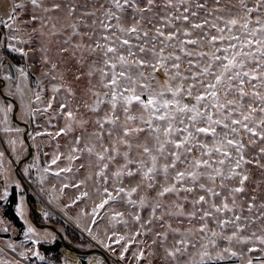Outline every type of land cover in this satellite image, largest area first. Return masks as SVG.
<instances>
[{"label": "snow or ice", "instance_id": "snow-or-ice-1", "mask_svg": "<svg viewBox=\"0 0 264 264\" xmlns=\"http://www.w3.org/2000/svg\"><path fill=\"white\" fill-rule=\"evenodd\" d=\"M29 3L31 15L20 20L25 29L39 23L40 28H33L34 32L39 30L44 35L42 30L48 28L50 35L64 36L58 51L60 62L43 58V63L48 65L43 75L55 83L51 84L47 105L37 107L34 112L54 118L59 113L64 127L55 136H68L80 130L67 155L53 153L50 164L40 169L39 183L43 185L45 174L50 172L57 177L73 173V163L85 154L95 157L75 169L79 172L86 167L85 179L66 182L59 192L77 191L70 198L71 205L66 207L92 200L86 185L93 181L98 202L92 201L90 211L81 210L82 215L90 217L91 225L98 226L97 217L103 220L107 216L113 229L118 224L127 227L125 213L115 210L122 202L139 210L146 207L150 210L147 221H142L139 211L132 214L139 228L131 236L120 235L115 230L111 235L105 232L109 241L115 237L114 243L121 245L122 261L136 237L149 234L153 237L152 245L159 242L163 249L166 264H219L238 256L229 247L213 252L221 238L229 245L234 241L253 242V238L264 245V234L253 231L251 236L243 235L257 223L264 233V194L258 199L256 191L250 193L246 187L250 180L248 165L264 170L261 162L264 146L257 149L256 156L245 155L249 147L264 144V0H256L251 6L247 0H238L235 14L232 8L236 5L226 11L219 6L221 0H215L217 7H209L207 0L203 3L200 0H104L99 7L96 0L91 7L76 0H53L50 6H45L43 0H29ZM24 8L23 3L14 4L8 17L0 19V25L10 30L7 39L16 42H9L7 49L27 57L24 48L17 46L31 43L30 38L23 40L17 35L21 31L17 9L22 12ZM161 8L165 10L163 15ZM37 9L44 15H36ZM209 16L213 18L209 20ZM177 22L188 24V28H177ZM166 28L169 31L165 32ZM189 29L199 30L200 35L193 37ZM182 57L186 69L181 67ZM61 63L70 66L61 70ZM161 69L166 76L164 81L156 75ZM16 71L26 86L28 73L24 67ZM69 73L75 82L87 80L84 91L90 102L82 100L72 106L70 101L76 98V89L66 78ZM12 78L11 74L4 77ZM41 85L38 79L36 87ZM17 91L22 90L18 87ZM35 97L40 102L42 92H35ZM53 104L57 107L50 111ZM81 107L85 113L80 112ZM12 111L11 104L0 101L3 132L19 134L23 130L11 126ZM87 113L94 119H85ZM8 144L15 152L17 140L10 138ZM62 156L68 161L65 167L58 165ZM5 160V152L0 151V168ZM7 162L11 164L10 160ZM52 165L57 167L52 169ZM34 167L33 163L24 168L25 175ZM126 179L136 182L126 187ZM7 181L5 176L0 203L8 202L13 194ZM15 187H20L18 182ZM52 191L56 192L55 187ZM149 192H154L151 199ZM137 193L143 194L133 199ZM23 206L21 195L17 204L21 217ZM209 220L219 231L209 226ZM185 223L187 227L179 226ZM229 227L233 229L231 234H227ZM84 230L103 247L116 251L112 243L99 239L91 227ZM24 236L26 239L35 236L32 240L35 245L54 242L47 236L40 238L31 225ZM139 243L143 245L145 241ZM8 247L15 251L11 242ZM28 251L32 250L19 255L27 260ZM248 251L264 252V248L250 247ZM33 255L41 261L45 259L38 249ZM152 255L154 251L148 253ZM132 256L137 264L141 260L151 264L140 248ZM0 264H19V261L0 259ZM247 264H253L251 258ZM259 264H264V259Z\"/></svg>", "mask_w": 264, "mask_h": 264}, {"label": "rangeland", "instance_id": "rangeland-1", "mask_svg": "<svg viewBox=\"0 0 264 264\" xmlns=\"http://www.w3.org/2000/svg\"><path fill=\"white\" fill-rule=\"evenodd\" d=\"M53 0H43L45 6H50ZM78 4H88L90 7L93 3V0H76ZM104 0H96V6L99 7V4L103 3ZM200 2H204V0H200ZM249 6L256 3V0H247ZM23 3L25 5L24 10L21 12L17 9V25L21 27V31L17 33V35L23 39L28 40L31 39V43L17 44L18 47H23L24 50L28 53L27 57H23L18 53H13L9 49H7V44L9 42L16 43L15 41H9L7 36L10 34V30L5 28L3 25H0L2 30V43L0 44V76L6 77L11 74L10 67L8 62L13 63L12 61L16 58L20 61H14L13 65L15 70L19 67H24L25 71L28 73V80L25 84L22 82L20 78L19 72L16 71V77H13L11 80H6L3 85V90L8 95L14 97L19 102V108L17 110V116L20 120L26 121L29 124L28 135L30 141L33 146V154L25 160L19 167L18 171L21 173L24 181L27 183V186L31 192L36 195L37 201L36 204L39 206V211L42 215L41 222L53 224L60 232L63 233L67 242L79 247V248H100L105 255L101 253H91L88 257L87 264H97V261L102 260L103 264H137L136 259L132 256V253L136 251L138 248L145 251V255L151 261V264H166L164 260L163 249L159 246V242L156 245H152L153 237L149 234L146 236H138L136 237V242L132 243L129 247V251L125 254V259L122 261L120 259V244H115L113 237L112 241H109L105 236V232L108 235H111L115 230L120 235H128L131 236L134 232H136L139 228V225L133 220L132 214L139 211L141 215L142 221H147L149 219L150 210L146 207L142 210L137 208H133L127 205L126 202H122L115 206L116 211H121L125 213V219L128 221L127 227L123 224H118L115 229L112 228L111 224L108 222V217L106 216L103 220H100L97 217L98 226L90 224V217L82 215L81 210L85 209L90 211L92 207V201L97 200L98 198L95 195V186L93 181H88L86 185V190L92 194V200L88 201H80L76 205H71V197L77 195V191L74 189H65L63 194L59 192V189L66 182L75 183L81 179H85L88 175L87 168H81L79 172H76L75 169L81 164L84 163L87 165L89 159L95 160V157H88L85 154L81 160H77L73 163V173H62L59 177L53 175L51 172L45 174L44 184L41 185L39 183L40 169L50 164L52 154L59 152L67 155L70 152L71 147L73 146V139L75 136L80 134V130L77 129L75 132L68 136L60 135L55 136V133L64 127V120L59 118V113H56V118L49 116L43 112H34L37 107L44 108L51 95V84L55 83V81L50 80L48 77L44 76L43 73L48 71V65L43 63V58L47 56L53 62H60V57L58 55L59 48L63 44L64 36L56 35L52 36L49 34V29L45 28L42 31L45 33L41 35V32L33 31V28L39 29V23H32L30 26L26 27L20 23V20H27L32 13V6L29 3V0H0V19H6L10 12L13 9L14 4ZM207 4L209 7H217L215 4V0H207ZM231 5H236V8H232V13L235 14L239 3L238 0H221L220 7L227 8ZM160 14H164V9L161 8ZM264 11V9H262ZM218 15L221 13H217ZM36 15H44L40 12L39 9L36 10ZM99 15V13H98ZM253 18L256 13L254 12ZM204 16V13L201 12V17ZM213 17L209 16L208 19L211 20ZM196 22H200L199 19ZM63 23V21H61ZM59 27V24H58ZM177 28H188V24H181L180 22L176 23ZM192 32L193 37L200 35L199 30L189 29ZM169 31V29H165V32ZM214 34V32L212 33ZM150 35L152 33L150 32ZM159 47V45H158ZM191 48V46H187ZM43 49V51H41ZM171 51V49H168ZM205 51H208L206 48ZM179 54V53H178ZM5 60V63H3ZM70 65L60 64L61 70H64L66 67ZM182 68H187L186 61L182 57ZM86 70V69H85ZM72 71H76V67L72 68ZM147 74V73H146ZM161 81L166 79V76L161 69L156 73ZM67 80L73 83V87L76 89V98L71 100V104L75 107L76 104L80 103L82 100H89L90 97L85 94V87L87 84V80H83L81 82H75L73 80L72 75L69 73L66 76ZM42 81V85L40 88L36 87L37 80ZM20 88L22 91H17V88ZM42 92V100L40 102L36 101L35 92ZM0 101H3L5 104H11L14 108L12 102L7 101L0 94ZM57 105L53 104V109L50 111H54ZM13 112V111H12ZM12 112L9 114V119L12 127H20L23 131L19 134L17 133H4L3 132V123H0V151L5 152V164L3 168H0V192L3 191V185L5 183V176L8 177V183L10 185V191L13 193L16 192L17 200L19 202V197L21 195L24 196V215L20 216L19 211L17 209L18 202L13 206V210L17 212L19 216V223L16 222L11 216L7 213V209L9 206L8 202L0 203V249H3L0 252V259L6 261H19V264H66V261L69 264H82L81 259L76 255V257H71L63 254L62 257H58L53 254H46L39 247V245L33 244L32 240L36 239L35 236L32 239H26L24 233L27 231V227L29 225L35 227L37 229V233L40 238H44L47 236L49 240H55L58 237V233L50 228V227H39L32 220V213L29 208L26 193L22 184V181L18 177L16 173L17 160L19 161L22 157L27 154L28 145L23 137L25 126L18 123L12 118ZM33 113V116L30 117L29 113ZM81 113H85V109L83 107L80 108ZM3 114L0 113V119H2ZM85 119L92 118L91 113H87L84 116ZM88 131H93V127L90 125L88 127ZM43 133V135L37 136L36 133ZM47 133H52V136H49ZM16 139L17 144L15 145L16 151H12V146L8 144L9 139ZM245 142L247 143V136H245ZM59 145V147H57ZM264 146V144H257L255 147H249L246 151V157H253L257 155V149L259 147ZM11 161L9 164L7 161ZM261 162L264 163V157L261 158ZM35 164L36 167L31 168L29 173L25 175L24 168L28 167L30 164ZM68 161L62 156L61 160L58 162L59 167L67 166ZM52 169H55L57 165H52ZM250 172V180L247 183L246 187L249 192L252 193L256 191L258 195V199L260 194H264V170H261L258 167L253 165L247 166ZM93 172L96 171L95 168L92 169ZM95 179V177H94ZM19 183L20 187H15L16 183ZM136 181L135 180H125V186L131 187ZM159 182H162L160 180ZM219 183V180H217ZM257 184H259V188L257 189ZM55 187L56 192H53L52 189ZM41 188L44 190L41 191ZM21 189L23 191L21 192ZM143 193H137L133 195V199H137L139 195ZM149 199L154 196V192H149ZM56 197H59L58 199ZM219 202V201H217ZM107 207V206H106ZM101 214H103V210H101ZM247 215V213H245ZM175 225V221H173ZM209 226L216 231L219 229L216 225L209 220ZM184 228L188 225L185 223L184 225H179ZM86 227H91L93 233L98 234L99 239L104 240L105 243H112V246L116 249L115 252L111 251L103 247V245L99 244L97 240H94L92 236L88 234L84 229ZM4 228H7L8 231L5 232ZM233 229L229 227L227 229V234H231ZM255 231L257 235L264 234L261 232V224H253L251 227L247 228L243 235L251 236V233ZM51 234V235H49ZM198 238V237H197ZM172 237H169L171 240ZM143 240L145 243L141 245L139 242ZM9 242L15 245V251L8 247ZM123 243V242H121ZM219 247L213 249V252L220 251L225 247L231 248V250L236 251L238 256L229 257L225 261H220L219 264H247V260L249 258L252 259L253 264H259L260 259H264V252L256 251L249 252L248 249L250 247H255L257 249L264 248V245H260L258 241H255L253 238V242L249 243H237L233 242L232 244H228L224 239H218ZM148 245H152L151 248ZM211 247V246H210ZM28 249L32 251H28V259L25 260L22 256L19 255L20 252H24ZM39 250L41 255L45 257L43 261H41L38 257L33 255V251ZM192 249H190L191 251ZM155 252V255L148 256L149 252ZM74 254H76L74 252ZM227 255V254H226ZM108 257V258H107ZM139 264H145V261L141 260Z\"/></svg>", "mask_w": 264, "mask_h": 264}, {"label": "water", "instance_id": "water-1", "mask_svg": "<svg viewBox=\"0 0 264 264\" xmlns=\"http://www.w3.org/2000/svg\"><path fill=\"white\" fill-rule=\"evenodd\" d=\"M1 38H2V30L0 27V41H1ZM3 63H5V60H3ZM8 65L10 67L11 75L13 77H16L17 73H16V70H15L13 63L8 62ZM4 83H5V79L0 76V94L4 98L9 99L13 102L14 108H13V112H12V118L15 121H17L18 123L25 126V131H24L23 137H24V139L28 145V151H27V154L24 157H22L19 160V162L17 163L16 173H17L18 177L20 178V180L22 181V184H23V187H24V190L26 193V199H27L29 208H30L31 213H32V220L37 226H39V227H50L58 233V237L55 238L54 242L41 243L39 245V247L46 254H53V255H56L58 257H62L63 253L61 251V246H64V247L68 248L69 250L75 252L76 255L81 259L82 264H87L88 257L90 256L91 253H101V254L105 255L104 252L100 248L94 247V248L83 250V249L67 242L63 233L60 232L53 224L41 222L42 215L39 211V206L35 205L36 201H37L36 195L29 190L27 183L24 181L21 173L18 171L20 165L33 154V146H32V143H31L29 135H28L29 124L26 121H22L18 118L17 110L19 108V102L17 101L16 98H14V97H12V96H10L4 92V90H3Z\"/></svg>", "mask_w": 264, "mask_h": 264}, {"label": "trees", "instance_id": "trees-1", "mask_svg": "<svg viewBox=\"0 0 264 264\" xmlns=\"http://www.w3.org/2000/svg\"><path fill=\"white\" fill-rule=\"evenodd\" d=\"M1 27H2V26H1ZM14 61L19 62L20 60L16 58V59L13 60L12 62L14 63ZM5 99H6V98H5ZM6 100L12 102V101L9 100V99H6ZM12 104H13V102H12ZM13 105H14V104H13ZM17 202H18V200H17L16 192L14 191L13 194H12V196L9 198V206H8V209H7V213L11 216V218H13L16 222L19 223V216H18L17 212H15V211L13 210V206H14Z\"/></svg>", "mask_w": 264, "mask_h": 264}, {"label": "bare ground", "instance_id": "bare-ground-1", "mask_svg": "<svg viewBox=\"0 0 264 264\" xmlns=\"http://www.w3.org/2000/svg\"><path fill=\"white\" fill-rule=\"evenodd\" d=\"M61 251L63 254L71 256V257H76V254H74L73 251L69 250L68 248L61 246Z\"/></svg>", "mask_w": 264, "mask_h": 264}, {"label": "flooded vegetation", "instance_id": "flooded-vegetation-1", "mask_svg": "<svg viewBox=\"0 0 264 264\" xmlns=\"http://www.w3.org/2000/svg\"><path fill=\"white\" fill-rule=\"evenodd\" d=\"M81 249H83V248H81ZM87 248H84L83 250H86Z\"/></svg>", "mask_w": 264, "mask_h": 264}]
</instances>
